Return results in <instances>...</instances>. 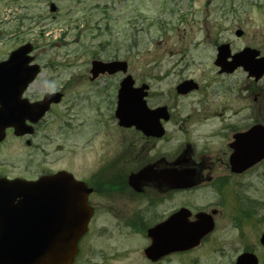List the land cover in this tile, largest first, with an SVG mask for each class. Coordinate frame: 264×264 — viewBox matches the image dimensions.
I'll list each match as a JSON object with an SVG mask.
<instances>
[{"label": "rangeland", "instance_id": "obj_1", "mask_svg": "<svg viewBox=\"0 0 264 264\" xmlns=\"http://www.w3.org/2000/svg\"><path fill=\"white\" fill-rule=\"evenodd\" d=\"M214 2L55 0L58 11L52 13L44 0H16L0 5L3 25L0 28L5 31L0 52H11L27 42L32 43L44 67L40 78L56 77L64 79L61 84L73 83L68 88V108L58 110V121L68 120L75 150L88 158L84 153L86 147L93 151L113 146L101 133L98 138L92 135L93 140L99 139V144L89 145L84 133L115 132L116 90L124 78L104 75L90 82L94 60L127 61L128 74L134 75L136 84L146 83L153 88V103L172 99L171 93L180 80L196 77L203 87L213 86L180 100L179 105L185 110L262 109L254 102L258 86L245 72L220 76L213 64L218 46L226 42L233 43L232 51L249 45L264 57V0L253 3L246 15L238 13L239 20L235 24L230 22L234 27L226 31L212 28L211 17L207 16ZM230 17L235 18L231 13ZM237 27L242 29L244 39L238 40L235 36ZM202 95L207 97L198 104ZM251 114L256 118L264 116V112L260 116L257 112ZM115 139L116 145L119 139ZM98 162V157L90 156L93 169ZM229 184L220 193L202 189L184 197L194 213L217 211L215 229L199 247L173 254L159 263L146 258L150 218L156 217L155 213L163 218L179 207L182 197L175 195L154 210L134 202V212L130 208L123 211L118 227L109 224L111 230L117 228L116 232L106 235L105 240H94L90 246L82 244V261L78 264H235L237 257L245 252L254 253L260 264H264V247L260 244L264 232V162L253 167L246 179ZM116 216L120 215L116 213ZM131 221L136 225L128 226Z\"/></svg>", "mask_w": 264, "mask_h": 264}, {"label": "flooded vegetation", "instance_id": "obj_2", "mask_svg": "<svg viewBox=\"0 0 264 264\" xmlns=\"http://www.w3.org/2000/svg\"><path fill=\"white\" fill-rule=\"evenodd\" d=\"M13 1L16 0H0V5ZM44 1L49 5L55 3V0ZM256 2L257 0H216V3H211L212 9H208L207 13L213 22L212 28L216 31L232 29L239 20L238 13L246 15L253 3L258 4ZM211 13H213L212 16ZM230 13L235 18L229 19ZM232 21L234 24L230 23ZM1 22L0 27H3ZM237 31L242 29L237 27L235 33ZM4 37L5 31L0 28V45ZM245 37L242 35L238 37V40ZM226 43L230 44V47L233 45L231 42ZM249 47L245 45L232 53L236 54ZM36 51L37 48L33 46L30 65L40 67V73L24 90L15 88L12 91L10 87L12 80L0 77V180L36 182L44 177L67 173L90 189L88 203L93 210V216L88 232L80 241L79 254L74 264L82 261V244L88 243L90 246L94 240L99 238L105 240L106 235L116 232L117 228L111 230L109 224L118 227L123 211L130 208L134 212V202L143 203L154 210L156 206L163 205L164 201L172 196L182 197L179 207L169 215L159 218L155 213L156 217L150 218L151 223L148 229L168 221L184 210L190 212L189 221L195 222L197 214L209 212L197 210L194 213L189 209L187 202L184 201L188 193H196L202 189H214L220 193L230 187V181L249 177L251 169L239 172L232 166L231 160L233 156H238L240 147L245 149L246 141L250 143V138L245 139L244 134L249 133L255 126L264 127V116L256 118L251 114L257 112L260 116V113L264 112V86H261L264 78L256 82L242 68L229 74L221 73L215 60L213 65L220 76H231L243 71L247 74V78L258 86L254 102L259 103L262 109L228 111L224 108L222 110H185L179 105L180 100L201 92L203 88L206 90L212 88V84L203 87L196 77L180 80L173 90L174 93H171L172 99L153 103L151 85L146 83L137 85L134 75H131L133 87L134 83L136 88L148 85L146 100L151 111L166 108V111L157 113L162 115H158L156 121L161 134L159 136L145 134L140 125L147 122L146 119L136 121L134 124V115H137L138 111L135 114L133 112L130 127L120 124L115 111L114 133L111 131H85L84 133L89 145H93L92 142L95 143L94 145L99 144V139L93 140L92 135L98 138L100 133L104 139L108 140L106 142L113 145L104 150L98 148L90 151L89 147L85 148L84 153L89 159L91 155L99 158L98 164L93 169L89 159L80 156L75 150L74 136H71L73 133L70 132L68 120L58 121V110L62 107L68 108V88L73 83L61 84L60 82L64 79L56 77L40 78L44 67ZM2 54L4 55L0 56V63L6 61L11 52H0V55ZM121 75L124 76L122 73L115 76L121 78ZM123 79L121 78L116 90L117 95ZM97 80H90V82ZM186 81H193V87L191 90H180L178 86ZM21 92L22 95H20ZM49 96L53 97V102L49 105L43 104ZM206 97L207 95H202L200 100L198 99L200 102L197 101V103L201 104ZM42 111H45L43 116L38 118ZM228 112L234 114L224 115ZM12 116L20 119V122L24 124L22 134H19L15 126H12V122L18 120L12 119ZM115 138L119 139L116 145ZM187 171L192 172L193 176H186ZM172 172L176 174L172 175ZM187 180H190V186H182ZM244 201L242 198L241 202ZM189 207L194 209L192 206ZM116 213L120 216L117 217ZM124 220L127 221L128 216ZM153 220L157 221L154 225H152ZM134 225H136L134 221L128 222V226Z\"/></svg>", "mask_w": 264, "mask_h": 264}, {"label": "water", "instance_id": "obj_3", "mask_svg": "<svg viewBox=\"0 0 264 264\" xmlns=\"http://www.w3.org/2000/svg\"><path fill=\"white\" fill-rule=\"evenodd\" d=\"M52 11H55L54 7ZM31 51L32 46L25 45L14 51L7 62L0 64V77L6 76L15 81L10 85L12 91L25 88L38 72V67L28 66L31 59L27 55ZM258 56V51L246 49L228 62L230 49L228 45H223L219 48L217 64L222 72H233L242 66L250 77L259 80L264 76V58ZM127 71V62L94 61L91 74L94 79L100 74L114 75ZM192 87L193 83L188 81L178 88L191 90ZM146 90V86L133 89V79L127 76L119 91L116 115L122 126L130 127L133 112L138 111L134 115V124L146 119L147 122L140 125L142 131L159 136L161 133L156 121L158 115H162L157 113L166 111V108L151 111L145 101ZM52 98L50 96L46 99L48 103H44L50 104ZM43 114L44 111L38 118ZM12 125L19 134L23 133L20 119ZM245 137L250 138V143H245L249 145L250 153L243 155L242 152L240 157L232 158L233 166L240 172L264 159V127L253 128ZM186 176L191 177L193 173L187 171ZM182 186H190V180ZM89 193L83 183L66 173L44 177L37 182L0 180V264H73L78 244L86 234L92 217ZM189 217L190 212L184 210L148 231L152 240L145 250L148 259L157 262L171 253L189 251L214 229V221L209 215L199 214L193 223L188 221ZM260 242L264 246V233ZM236 264H259V260L254 254L246 252L238 257Z\"/></svg>", "mask_w": 264, "mask_h": 264}]
</instances>
